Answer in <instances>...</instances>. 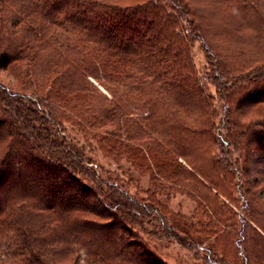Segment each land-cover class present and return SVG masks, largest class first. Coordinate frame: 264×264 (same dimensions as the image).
Wrapping results in <instances>:
<instances>
[{
  "label": "trees",
  "instance_id": "obj_1",
  "mask_svg": "<svg viewBox=\"0 0 264 264\" xmlns=\"http://www.w3.org/2000/svg\"><path fill=\"white\" fill-rule=\"evenodd\" d=\"M225 1L218 13L187 0H0V69L11 78L0 80V264H162L134 231L149 208L89 167L62 122L174 181L180 166L169 174L160 158L175 150L150 120L172 103L190 119L176 127L216 130L226 146L210 161L240 181L238 251L244 264H264V62H230L264 40V28L244 31L259 34L245 20L264 25V13L256 0ZM193 38L216 57L218 124L188 54ZM253 162L263 166L256 175Z\"/></svg>",
  "mask_w": 264,
  "mask_h": 264
},
{
  "label": "rangeland",
  "instance_id": "obj_2",
  "mask_svg": "<svg viewBox=\"0 0 264 264\" xmlns=\"http://www.w3.org/2000/svg\"><path fill=\"white\" fill-rule=\"evenodd\" d=\"M187 1L208 9L217 5V8H220L218 13H223L221 8L227 3L223 0ZM256 2L264 13V0ZM245 24L248 27H261L258 29L259 34L255 29L245 28L246 35H262L264 25L259 21L248 19ZM218 43L221 45V42ZM245 48L244 55L237 61H230L231 64L242 63L246 65L243 70H251L264 62V58L259 55L264 52V40L254 41ZM232 50L237 52L235 46ZM188 54L196 75L212 97V105L218 113L215 123L218 124L223 116V101L212 78L216 57L209 53L200 38H193ZM0 80L7 84L11 78L7 77L6 71L0 69ZM137 102L135 100L133 106ZM173 106V103L164 107L156 105L155 115L150 120L161 130L160 135L163 131L166 133L164 138L170 139L168 145L175 150L172 161L164 159L163 156L160 158L163 170L169 174L177 168L175 163L180 166L174 181L171 175L163 180L155 179L152 166L147 168L141 165V162H134V159L130 160L125 155L112 158L92 137L67 121L62 122V129L69 139L82 146L85 157L90 161L87 165L101 178L117 180L129 196L149 208V211L144 212L145 215L136 214L139 223L134 226V231L138 233L143 245L162 264H244L237 246L241 216L244 213V197L238 189L240 181L232 169L221 167L218 170L219 163L215 161L216 165H212L210 161L212 157L216 159L223 155L226 146L224 149L220 146L216 130L212 136H202L176 127V123H185L187 116L184 107L173 113ZM141 107L142 105L140 112ZM142 110L144 114L147 112L145 107ZM188 114L189 117L196 115L194 112ZM133 117H137V113H134ZM138 120L141 121V118ZM212 138L216 139L215 143ZM250 167L252 175L263 169L261 164L255 162ZM208 181L217 183L221 192L215 193Z\"/></svg>",
  "mask_w": 264,
  "mask_h": 264
}]
</instances>
